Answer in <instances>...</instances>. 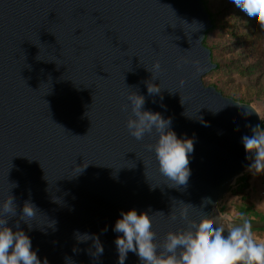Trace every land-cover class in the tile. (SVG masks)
I'll return each mask as SVG.
<instances>
[{
    "label": "water",
    "instance_id": "95a60500",
    "mask_svg": "<svg viewBox=\"0 0 264 264\" xmlns=\"http://www.w3.org/2000/svg\"><path fill=\"white\" fill-rule=\"evenodd\" d=\"M211 26L203 0H0V205L15 197L9 223L19 222L41 259L117 264L112 226L121 210L151 209L161 253L169 232L233 217L218 206L248 170L246 125L261 120L250 103L203 82L217 67L203 42ZM146 81L159 85L166 108ZM135 92L146 109L172 117L178 135L195 136L186 187L160 173L147 149L155 133L129 134ZM26 200L37 208L32 231L20 220ZM245 221L264 229V218ZM77 230L99 235L103 254ZM125 264L140 262L130 252Z\"/></svg>",
    "mask_w": 264,
    "mask_h": 264
},
{
    "label": "clouds",
    "instance_id": "9594fccd",
    "mask_svg": "<svg viewBox=\"0 0 264 264\" xmlns=\"http://www.w3.org/2000/svg\"><path fill=\"white\" fill-rule=\"evenodd\" d=\"M230 2L243 13L250 24L264 29V0ZM160 70L161 65L157 61L153 64L152 71H148L153 75V72L158 73ZM145 83L148 96H158L160 106L166 108L159 85L148 81ZM127 99L131 107V115L126 122L129 134L139 141L146 134L155 133L156 142L147 145V149L154 153L160 173L173 182V188L186 187L192 174L190 158L195 150V136L190 137L186 133L178 135L172 128V117H165L160 111L146 109L145 95L135 92ZM152 103L157 101L153 99ZM247 115L245 110V116ZM205 126H208L207 123ZM246 127L251 128L252 134L241 136L245 166L254 175H259L264 173V129L259 125ZM89 164L83 168H87ZM14 185L18 187V184ZM151 190L155 188L152 187ZM186 211L185 209L182 215H186ZM36 212L35 204L26 200L20 220L28 224L29 231H32V226L28 221ZM150 212L151 209L138 211L135 208L120 211L112 226V231L117 234L114 239L117 264H125L130 252L138 257L140 264H264V239L253 234L250 224L243 216L226 218L219 223L205 219L199 224H192V230L169 232L161 253L152 228ZM16 215L15 197L10 196L0 205V264H49L47 257L41 259L38 256V248H33L31 237L20 228L19 222L10 225L9 217ZM235 220L241 222L236 223ZM49 227L56 230L55 222ZM106 231L107 226L102 232ZM74 234L80 242L93 241L94 256L103 254L104 247L99 235L81 234L78 230Z\"/></svg>",
    "mask_w": 264,
    "mask_h": 264
},
{
    "label": "rangeland",
    "instance_id": "374dc122",
    "mask_svg": "<svg viewBox=\"0 0 264 264\" xmlns=\"http://www.w3.org/2000/svg\"><path fill=\"white\" fill-rule=\"evenodd\" d=\"M240 40L232 38L229 33L225 30L215 29L208 34L206 43L209 47H212V52L215 60H220L228 57L231 54L238 53L240 46ZM249 42L252 46H257L259 48L258 59L251 64V66L244 70V72L239 71L235 68H223V69H213L203 76V82L206 85H217L218 87L228 86L230 88H242L245 91L248 101L257 110L261 123H264V92L261 90V86L264 84V46L261 44V39L250 37ZM211 49V48H210ZM254 55V54H253ZM249 62V60H247ZM250 171L247 170L243 175H250ZM239 176L238 180L243 176ZM264 182V173L257 175V183H255V191L259 193L262 190L261 183ZM236 187L233 185L231 190L222 197L225 203H233L237 199L239 192H236ZM239 203H235L236 208ZM227 205V204H226ZM264 205V202L262 203ZM219 209L222 210V207ZM237 211V216L240 217L242 213ZM262 211V210H261ZM264 213V212H263ZM257 238L264 239V231H252Z\"/></svg>",
    "mask_w": 264,
    "mask_h": 264
},
{
    "label": "trees",
    "instance_id": "16d2710c",
    "mask_svg": "<svg viewBox=\"0 0 264 264\" xmlns=\"http://www.w3.org/2000/svg\"><path fill=\"white\" fill-rule=\"evenodd\" d=\"M205 6L210 14V18L212 21V26L205 33L204 44L208 46L206 43L208 34L215 29L225 30L229 33V36L240 40V46L238 49V53L231 54L226 58L215 60L212 54V60L217 64L216 69L223 68H235L239 71L244 72L245 69L249 68L253 62L258 59L259 48L257 46H252L249 42L250 37H256L261 39V44L264 46V29H261L259 25L250 24L243 13H240L234 4L230 2V0H203ZM212 50V47H209ZM254 54V55H253ZM249 60V62L247 61ZM213 85V84H210ZM215 86V85H214ZM219 91H221L224 95L232 97L240 102H247L248 97L241 88H230L228 86L218 87L215 86ZM262 92H264V84L260 87ZM260 128L264 129V123L260 124ZM232 188V187H231ZM230 188V190H231ZM244 187L242 186L238 192L243 194L241 205L237 207L241 213H249V202L246 194H244ZM246 217H244L245 219ZM256 218H264L261 216H256ZM249 219V218H248ZM251 231H264V229H251Z\"/></svg>",
    "mask_w": 264,
    "mask_h": 264
},
{
    "label": "crops",
    "instance_id": "0c3cea01",
    "mask_svg": "<svg viewBox=\"0 0 264 264\" xmlns=\"http://www.w3.org/2000/svg\"><path fill=\"white\" fill-rule=\"evenodd\" d=\"M247 172V171H245ZM244 172V173H245ZM243 173V174H244ZM241 174V175H243ZM240 175V176H241ZM239 176L236 178V182H235V187H236V192H238V190L243 186L244 187V194H246L247 198H248V202H249V213H243L242 215L243 217L249 218V219H253L256 218V216H261L264 217V205H262V203L264 202V188H263V184L264 182H262L260 185L262 187L261 192L259 193L258 191H255L254 187L256 186L255 183H257V175H254L252 172L250 173V175H243L240 180H238ZM237 199L236 202L239 203L238 205L240 206L242 199H243V194L237 195ZM229 205V203L227 204ZM225 207L227 208V206L225 205ZM225 209V208H223ZM262 210V211H261ZM225 211V210H223Z\"/></svg>",
    "mask_w": 264,
    "mask_h": 264
},
{
    "label": "built area",
    "instance_id": "2783aa9c",
    "mask_svg": "<svg viewBox=\"0 0 264 264\" xmlns=\"http://www.w3.org/2000/svg\"><path fill=\"white\" fill-rule=\"evenodd\" d=\"M235 185V184H234ZM233 187V186H232ZM263 188H264V184H263ZM236 201L229 204V205H226L228 203H225V201H223V199H221L220 201V208L222 207V210H225L224 212H226L227 214L233 216V217H238L237 216V208H236V205H235ZM225 205L227 206V208L225 207ZM225 208V209H223Z\"/></svg>",
    "mask_w": 264,
    "mask_h": 264
}]
</instances>
